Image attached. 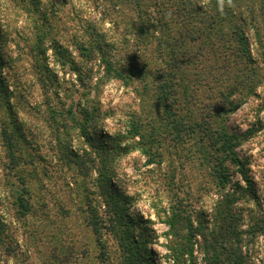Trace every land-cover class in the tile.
Wrapping results in <instances>:
<instances>
[{
  "label": "rangeland",
  "instance_id": "374dc122",
  "mask_svg": "<svg viewBox=\"0 0 264 264\" xmlns=\"http://www.w3.org/2000/svg\"><path fill=\"white\" fill-rule=\"evenodd\" d=\"M233 1L221 12L218 0H0V264L130 263L99 202L102 177L122 195L143 256L135 262L204 264L200 233L211 242L216 231L220 259L235 252L239 264H264V17L254 30L248 9L255 15L259 0ZM182 3L193 25L217 20L223 42L201 60L204 82L187 93L190 104L170 108L184 117L185 130L175 131L151 75L160 60L147 45L157 44L156 21L191 28ZM133 57L141 62L127 80L105 75L104 59L123 70ZM225 61L256 84L225 89ZM191 122L222 129L230 153ZM101 144L114 150L104 161ZM222 210L230 236L217 228ZM189 223L202 231L191 238L192 256L182 249Z\"/></svg>",
  "mask_w": 264,
  "mask_h": 264
},
{
  "label": "trees",
  "instance_id": "16d2710c",
  "mask_svg": "<svg viewBox=\"0 0 264 264\" xmlns=\"http://www.w3.org/2000/svg\"><path fill=\"white\" fill-rule=\"evenodd\" d=\"M234 2V1H233ZM260 4L255 10V15H254V9H248V14L251 16L250 20V26L254 30L256 29L254 26V23L256 21V18H261L263 20L264 17V0H259ZM181 3V1H180ZM154 4L153 6L156 8H162L164 9V6L158 3H152ZM181 6H184L186 9V12L189 14L191 17L192 14H194V10L188 8L186 5L179 4L178 8L179 11L181 12L180 17L185 20L186 23H190L191 28H187L186 25L182 24L181 29H172L168 28V25L162 29V26L164 25V21H156L155 24L159 27L156 29V34L152 36L154 40L157 41L156 45H151L148 44V47H151V50L149 51V57L150 60L153 58H158L160 61L157 64L154 65V71L151 72L152 78L154 80L153 84L155 83L156 85V93H157V99L163 102H167V106L165 110V118L166 120H171L170 125H173L172 128L175 131H180V130H185V125H184V117L177 116L175 112L171 111L170 108L176 107L180 108L181 105H185L186 107L190 104L188 101L190 100V95L187 93H191L195 88L196 83L202 84L204 82V77L201 79L200 74L197 72L199 69H201L200 63H202L203 60L206 59L207 56H209L210 52L215 51L216 45H219L220 43L223 42V39L220 38V36H217L218 34V27L217 26L218 21L217 20H212L209 19L207 23H197L193 25V17L190 18L187 15H185L183 12V8ZM163 12L162 10H159V13ZM219 14V12H217ZM192 19V20H191ZM221 21H225L224 16L222 15V18L220 19ZM143 30V28H141ZM174 32H173V31ZM165 31V32H164ZM167 32V33H166ZM136 35H140L138 32ZM216 36V38H214ZM236 38V43H239L240 41L244 44L245 39L241 37V35H237ZM238 40V41H237ZM259 40V37H258ZM234 41V39H230V42ZM145 47V50L148 48ZM211 50V51H209ZM224 51H228L226 47H224ZM146 52V51H145ZM88 56V55H86ZM93 56V55H92ZM91 56V58H92ZM95 56V55H94ZM262 58L264 59V52L261 54ZM90 58V57H89ZM202 60V61H201ZM138 62H141V59L139 57H136L134 60V57L132 59V62L130 65H128V69L123 68L121 70L120 67V62H117L115 67L110 64L109 61L104 59V63L106 65V74L107 76L113 77V78H121L123 80H127V75L129 76L130 73L132 72H137V65ZM251 63V62H250ZM230 63L225 61L223 65H221V76H222V83L228 82L224 88L227 90L234 85H236L237 81L239 84H242L243 81L245 80L246 83L251 84L254 83L256 84L255 79H250V82L248 81L249 76L247 75L246 78L243 77V75H233V71L231 68H228V65ZM232 64V63H231ZM211 68V65L206 67L205 70ZM259 69V68H258ZM78 70V69H77ZM75 70V71H77ZM253 70V69H252ZM261 71V70H260ZM249 72V71H248ZM263 72V71H262ZM226 73V74H223ZM251 73V72H250ZM137 74V73H136ZM140 75V73L138 72ZM232 74V76H230ZM252 76L256 75V71H252ZM229 78V79H228ZM197 85V84H196ZM222 97H226L225 94H222ZM232 105V104H231ZM202 125V124H201ZM190 128L191 130L195 129L197 132H200L201 135L206 138L207 141L211 142V147L212 148H217L216 150L218 152H223V153H230L229 150L232 148L231 144V138L226 135L224 132L217 130V131H211L208 128H205L204 126H199V123L191 122L190 123ZM194 130V131H195ZM132 136L137 137L139 136V132L135 129V131L130 132ZM88 138L87 144L90 147V150H96L97 145H92L90 140V136L85 135ZM100 148L97 150L101 153V161L106 160V158L110 155L111 151H114L112 147H109L108 145H99ZM11 147V146H10ZM220 147V148H219ZM12 148V147H11ZM221 150V151H220ZM89 155L87 153L84 154ZM76 158H79V156H76ZM75 166L78 167V170H82L83 167L80 166L78 163H74ZM222 165L220 164L221 168ZM222 171V170H221ZM82 172V171H81ZM220 178V184L224 182V180H227V177L224 173H220L219 175ZM248 183V182H247ZM97 184H99L98 191H99V202L100 204L105 208V213L108 216L106 223L108 224L109 228L111 230L115 229L120 235V242L122 245L125 243V248L127 250V258L129 259L130 263L128 264H142L140 262H135V259L138 257L143 256L141 255L140 257L136 253V248L135 244L136 241L133 240V237L131 236L129 230H130V218L127 216L126 213V207L124 205V201L122 199V195L116 192V190L112 189V187L107 184V181L104 177L98 181ZM233 195V194H232ZM231 195H226L223 199L227 202L231 201ZM223 211V210H222ZM174 213L172 214V220L169 222V227L175 228L178 225V220ZM217 220V228L220 230H223L224 232H228L227 234L230 236V231H231V226L228 227V221L226 220L225 217V211L221 213V215L216 219ZM228 230V231H226ZM202 232L199 231L198 229H193L192 225L189 223L188 226V243L184 244L182 249L184 250L186 254H189L192 256V244H191V238L196 236V232ZM262 231V230H261ZM215 233V234H214ZM216 231L212 232L210 236H213L214 241H208L206 238V235L203 233H200L203 237V241L205 243L204 246V251L206 254V259L204 264H219L222 260L223 261H228L230 264H239V257L236 255L235 252L228 253L227 255H222V259H220L219 254L221 255L222 252L220 251L219 253L217 252L218 245L216 238ZM116 234V233H115ZM220 238H222L220 236ZM217 239V240H216ZM132 241V243H131ZM216 243L218 247L216 246ZM221 250H224L221 246ZM137 259V260H138ZM144 264V263H143ZM189 264H198L194 261H190Z\"/></svg>",
  "mask_w": 264,
  "mask_h": 264
},
{
  "label": "clouds",
  "instance_id": "9594fccd",
  "mask_svg": "<svg viewBox=\"0 0 264 264\" xmlns=\"http://www.w3.org/2000/svg\"><path fill=\"white\" fill-rule=\"evenodd\" d=\"M227 4L229 6H232L233 5V0H227ZM224 5H225V0H218V9H219V11L223 12Z\"/></svg>",
  "mask_w": 264,
  "mask_h": 264
}]
</instances>
